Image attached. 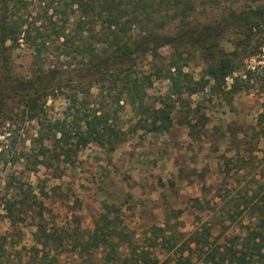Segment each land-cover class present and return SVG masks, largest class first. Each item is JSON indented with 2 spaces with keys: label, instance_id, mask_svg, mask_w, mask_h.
<instances>
[{
  "label": "trees",
  "instance_id": "trees-1",
  "mask_svg": "<svg viewBox=\"0 0 264 264\" xmlns=\"http://www.w3.org/2000/svg\"><path fill=\"white\" fill-rule=\"evenodd\" d=\"M47 3L48 0H39L38 8H49ZM16 4L13 0H0V65L3 70L0 102L19 98L29 121L39 126L32 153L25 156L28 161L34 159L33 171L40 166L59 170L64 165L61 173L66 167L76 168L75 157L90 144L114 153L126 142L128 133L113 123L112 105L123 109L122 102L136 104L138 120L130 131L143 129L158 134L169 131L174 125L173 114L185 91L191 95L208 91L212 99L222 100L229 106L235 96L262 88L264 84V62H261L264 61V5L228 13L216 22L203 23L189 20L190 11L195 10L191 0H70L68 6L73 16L68 15L64 25H55L53 31L47 33L37 27L38 22H33L29 12L27 16L18 14L20 9ZM162 8L165 13L173 10L183 17L174 33H166L169 25L171 30L172 22L160 21ZM71 17L77 18L78 49L84 56L82 65L45 70L42 65L49 41L53 37L63 38L62 46H68L72 41L66 25ZM135 32L139 33L136 38ZM21 41L32 49L36 66L28 80L11 75L12 52ZM225 43L230 48H226ZM166 47L174 53L191 54L193 59H198L202 66L201 78L195 79L185 70L188 64L169 61L162 71L170 81V90L161 107H150L140 94L143 88L153 87L154 74L160 76V62L164 59L160 51ZM253 59L259 64H249ZM150 60L147 72L139 73ZM93 89H98V95L91 92ZM59 96L66 100L72 112L71 119L57 120L46 126L47 103L52 97ZM97 97H101V102L94 101ZM202 119H206L204 114L196 120L195 117L180 118V123L187 126L190 137L197 140L202 136L198 129ZM255 131L252 150L264 154V110L258 116ZM230 161L232 159L228 160V165ZM230 171H226L225 178L230 177ZM10 184L14 192L4 199L2 211L5 215L0 213V227L2 219L22 224L32 214L37 229L36 256L48 258L52 251L67 245L76 252L78 264L152 263L149 250L138 246L133 236L125 231L117 206L103 204L105 212L95 221L90 234L79 229L71 233L65 228H61L64 233H55L48 228L46 209L32 188ZM228 185L226 179V191L231 193L233 189ZM242 192V201L234 200L231 209L225 212L226 222L229 226L239 225L241 234L234 236L230 243L220 244L212 240L211 228L198 216L197 222L202 224L190 234L186 248L180 249L181 255L175 264H264V187L258 198ZM158 231L161 236L154 240L153 246L159 238L161 242L169 243L168 229L159 228ZM7 244V239L0 236V264H7Z\"/></svg>",
  "mask_w": 264,
  "mask_h": 264
},
{
  "label": "rangeland",
  "instance_id": "rangeland-1",
  "mask_svg": "<svg viewBox=\"0 0 264 264\" xmlns=\"http://www.w3.org/2000/svg\"><path fill=\"white\" fill-rule=\"evenodd\" d=\"M13 1L20 9L18 14L27 16L30 13L42 32L50 33L55 25H64L68 15L73 16L68 6L70 0H48L49 8L44 10L38 8L39 0ZM191 1L195 10L190 11L189 20L203 23L216 22L228 13L264 5V0ZM161 10L160 21L172 22L171 30L169 25L166 33H174L183 17L173 10L168 13L163 8ZM76 20L71 17L66 24L67 34L72 37L68 46H62L63 38L58 40L53 37L49 41V50L45 52L42 65L45 70L82 65L84 56L78 49ZM134 36L136 38L139 33L135 32ZM225 47L230 48L228 43ZM160 53L164 58L160 62V76L154 74L153 87L143 88L140 94L150 107H161L170 90V81L162 71L169 61L188 64L185 70L195 79L201 78V62L193 59L191 54L174 53L169 47L163 48ZM33 60L32 49L21 41L12 52L13 78L30 79L36 70ZM148 62L139 73L147 72L152 61ZM249 64L259 63L253 59ZM2 72L0 65V77ZM91 92L98 95V89ZM204 92L191 95L185 91L173 114L174 125L169 131L158 134L147 133L143 129L136 131L135 128V131H130L138 120L136 104L122 102L123 109L112 105L111 118L114 124L128 133L126 142L112 154L90 144L75 157L76 168L66 167L64 173H61L64 165L59 170L40 166L33 171L34 159L28 161L25 156L32 153L33 139L38 136L39 126L29 121L27 110L20 104L19 98L0 102V213L5 215L2 211L4 199L14 192L12 183V186L32 188L33 194L46 209L48 228L55 233H64L61 228H65L71 233L79 229L84 234H90L95 228V221L105 212L103 204L117 206L125 231L133 236L138 246L149 250L151 264H175L181 255L180 249L186 248L190 234L202 223L211 228L212 240L220 244L230 243L234 236L241 234V228L239 225L229 226L225 212L231 209L234 200L239 198L242 201V191L258 198L264 187V154L252 150L257 119L264 110V84L262 88L235 96L229 106L222 100L212 99L208 91ZM94 101L101 102V97ZM71 113L64 97H52L46 106L44 124L50 126L57 120H70ZM203 114L206 119H202L198 127L202 136L192 139L190 129L180 123V118L195 117L196 120ZM227 170H231L232 177L225 178ZM226 179L228 188L233 189L231 193L226 191ZM198 216L202 223L197 222ZM35 223L32 214L22 224L2 219L0 236L7 239V264H18L20 261L23 264H78L76 252L67 245L52 251L48 258L36 256ZM224 226L230 228L226 230ZM165 227L171 236L170 242H161L159 238L153 246L154 240L161 236L158 229Z\"/></svg>",
  "mask_w": 264,
  "mask_h": 264
}]
</instances>
